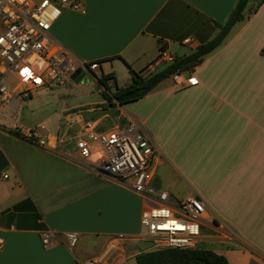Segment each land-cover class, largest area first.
<instances>
[{
	"label": "crops",
	"instance_id": "obj_1",
	"mask_svg": "<svg viewBox=\"0 0 264 264\" xmlns=\"http://www.w3.org/2000/svg\"><path fill=\"white\" fill-rule=\"evenodd\" d=\"M77 1L81 10L63 8L50 34L78 61L97 62L98 70L82 74L88 84L63 87L59 108L35 125L23 121L25 106L55 88L28 98L15 94L0 115V264H81L109 241L116 249L106 264H136L137 254L151 250L137 239L146 199L94 174L75 150L85 122L100 132L126 125L129 117L145 125L156 145L150 185L174 203L190 191L206 202L197 248L229 264H264V2L250 13L251 0L244 19L187 78L169 77L137 102L99 111L84 108L92 103L68 105V89L82 97L111 75L114 92L131 84L129 69L161 71L211 40L237 0ZM6 81L16 86L12 76ZM111 113L118 121L109 120V127L104 120ZM174 153L187 154V163ZM177 176L188 191L176 189ZM44 231L52 233L48 248ZM67 233L78 236L72 249Z\"/></svg>",
	"mask_w": 264,
	"mask_h": 264
},
{
	"label": "built area",
	"instance_id": "obj_2",
	"mask_svg": "<svg viewBox=\"0 0 264 264\" xmlns=\"http://www.w3.org/2000/svg\"><path fill=\"white\" fill-rule=\"evenodd\" d=\"M63 8L80 11L81 5L77 0H0V115L15 94L28 97L41 88H63L80 74L98 70L97 62L78 61L50 34ZM147 71L145 76L151 74ZM8 76L15 80V87L7 84ZM173 79L177 82L178 75ZM95 128L94 122L84 123V137L75 142L77 160L94 174L121 182L146 199L149 204L141 213L137 239L149 242L151 250L195 249L208 214L206 202L190 191L184 199L171 203L166 191L150 185L157 149L145 125L129 117L122 127L100 132ZM27 134L34 135L32 130ZM51 240L50 231L41 233L44 248L50 247ZM66 240L72 249L78 236L67 233ZM115 249V243L109 241L99 254L81 264H106Z\"/></svg>",
	"mask_w": 264,
	"mask_h": 264
},
{
	"label": "trees",
	"instance_id": "obj_3",
	"mask_svg": "<svg viewBox=\"0 0 264 264\" xmlns=\"http://www.w3.org/2000/svg\"><path fill=\"white\" fill-rule=\"evenodd\" d=\"M251 0H237L234 9L229 14L223 24H216L219 31L209 41L199 45L188 55L174 57L173 60L161 71L144 75L143 72H135L129 69L131 84L124 88L116 87L114 92H110L107 81L114 80L113 76L106 75L97 79L102 87L101 96L109 105L123 106L137 102L147 95L161 81L192 72L204 59L206 55L216 49L224 40L234 24L245 17V10ZM255 6L250 10L253 13L264 0H254ZM264 54V50H262ZM136 264H229L222 256L209 249H173L165 248L140 252L135 256Z\"/></svg>",
	"mask_w": 264,
	"mask_h": 264
},
{
	"label": "rangeland",
	"instance_id": "obj_4",
	"mask_svg": "<svg viewBox=\"0 0 264 264\" xmlns=\"http://www.w3.org/2000/svg\"><path fill=\"white\" fill-rule=\"evenodd\" d=\"M33 1L38 2L40 0H33ZM146 73H149V71H147ZM182 75H184L185 78L188 77L186 75V73H183ZM84 81L86 84H88V82H89V80H84ZM167 82L169 83L170 81H167ZM81 84L84 85L83 82ZM64 90L65 89H62V88H55L52 91H47V92L35 94L32 101H30L29 105L25 106V108L23 110V121L27 124L35 125V122L38 121L39 119H41L47 113L53 111V109H55V108L58 109L59 107L57 105L56 99L57 98H59V99L63 98L62 95L65 92ZM90 90L92 91L91 94H86V95H83L82 97H77L78 94H76L73 90L68 89L70 97L65 96L64 99H67L70 101V104H68V105H71L72 103H74L73 105H76L77 103L87 105V104H91V103L93 104L95 102H101V100H103V98L101 96L102 90L100 91L99 85H97L96 87H91ZM85 92H88V91H85ZM83 93H84V91H83ZM92 104H91V106H86L84 108H99L100 109L99 111H103L104 109L107 110L110 108V105L107 101H104L103 104H99V105H92ZM110 115L111 116L109 118H106L104 120V123L106 124V126L109 125V127H110V123H111L109 120L113 119L114 121H118L115 119L114 114L111 113ZM169 147H172V145H169ZM172 152H174V151H172ZM174 155L175 156L177 155V157L184 164L187 163V159H188L187 154H179V153L175 154L174 153ZM174 181H175V187L178 191H183V190L188 191L189 190V186L183 181L182 178H180V177L175 178ZM173 201L174 200H171V203H174ZM143 245H144V243L141 244V246H143Z\"/></svg>",
	"mask_w": 264,
	"mask_h": 264
},
{
	"label": "water",
	"instance_id": "obj_5",
	"mask_svg": "<svg viewBox=\"0 0 264 264\" xmlns=\"http://www.w3.org/2000/svg\"><path fill=\"white\" fill-rule=\"evenodd\" d=\"M75 82H82V74L78 78L75 79Z\"/></svg>",
	"mask_w": 264,
	"mask_h": 264
}]
</instances>
